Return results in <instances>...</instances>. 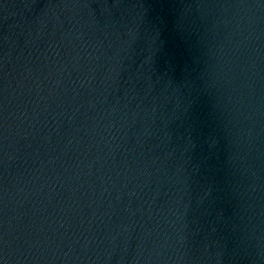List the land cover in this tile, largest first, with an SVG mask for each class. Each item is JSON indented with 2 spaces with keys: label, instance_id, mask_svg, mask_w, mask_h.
Returning a JSON list of instances; mask_svg holds the SVG:
<instances>
[{
  "label": "water",
  "instance_id": "water-1",
  "mask_svg": "<svg viewBox=\"0 0 264 264\" xmlns=\"http://www.w3.org/2000/svg\"><path fill=\"white\" fill-rule=\"evenodd\" d=\"M0 264H264V0H0Z\"/></svg>",
  "mask_w": 264,
  "mask_h": 264
}]
</instances>
